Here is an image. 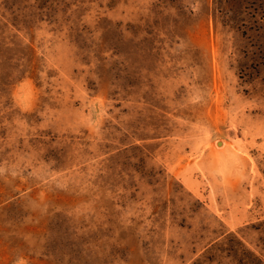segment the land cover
Here are the masks:
<instances>
[{
	"label": "rangeland",
	"instance_id": "obj_1",
	"mask_svg": "<svg viewBox=\"0 0 264 264\" xmlns=\"http://www.w3.org/2000/svg\"><path fill=\"white\" fill-rule=\"evenodd\" d=\"M0 264H264V0H0Z\"/></svg>",
	"mask_w": 264,
	"mask_h": 264
}]
</instances>
